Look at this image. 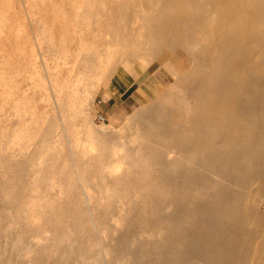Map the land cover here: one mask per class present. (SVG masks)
<instances>
[{
	"label": "bare ground",
	"instance_id": "6f19581e",
	"mask_svg": "<svg viewBox=\"0 0 264 264\" xmlns=\"http://www.w3.org/2000/svg\"><path fill=\"white\" fill-rule=\"evenodd\" d=\"M145 70L141 104L96 128L99 90ZM15 193L4 228L41 249L13 233L0 264H264V0H0V195Z\"/></svg>",
	"mask_w": 264,
	"mask_h": 264
},
{
	"label": "rangeland",
	"instance_id": "374dc122",
	"mask_svg": "<svg viewBox=\"0 0 264 264\" xmlns=\"http://www.w3.org/2000/svg\"><path fill=\"white\" fill-rule=\"evenodd\" d=\"M123 75L125 77L123 79V81L118 82L116 80L117 82H115L114 85H111L109 87L111 89V91H110L111 95L109 97L106 98L104 96V92H103L104 88H101L99 90V92L96 94V96L94 98L95 101L93 102V104H91L92 108L90 109L91 110L90 117L93 120L94 124L96 125L95 126L96 128H102V125H105L108 130L110 129L109 131L114 133L115 129H118L119 127H121L123 125V123L125 121L124 119H125L126 115L128 114V112H130L137 105L141 104L142 99H143V95L146 93V89H145L146 86L144 84H147L149 82L148 79H150L152 77L151 74H149L148 71L145 70L143 72V74L138 73V72H135L134 74L126 72ZM102 115H103V118L101 117ZM50 123H53V124L57 123V121L55 122V119L53 118V116H52V119L50 118ZM111 126L113 128H111ZM106 127H103L102 129H105ZM67 150H68V148L65 147L64 154L66 156L68 154ZM17 162H14L15 175L24 181V180H26V176L28 173V171H27L28 168L26 167L28 161L26 159V160H20ZM23 162H24L25 166L23 165ZM23 183L24 182H21V184H23ZM24 186L25 185H23L21 187V189L19 188L17 191L22 193L24 190ZM12 197H14V198L17 197L16 193H15V196L14 195L9 196V197H6V199L4 198L3 194L0 195V198H1L0 199V208H1L0 209V238L3 242L4 249H6L5 253L7 254L8 253L7 250H10L11 241L13 239L12 234L13 233L16 234V232H17V234L20 233L19 239L21 238V241H20L19 247L21 248V250H23L25 248V246L31 245L32 247L36 248V252H39V250L41 249L40 244L38 245L37 242L36 243L34 242L37 240L30 233H28L25 230H20V232L17 230L15 232L13 230H9V229L7 230L4 228V224L6 222H8V220L10 218H12L13 214H15V213H13L14 212L13 210H15V206H13V204H12V202H13ZM16 206L18 207V203L16 204ZM20 206H21L20 209H22L23 205L21 204ZM77 207H78L79 212H80V214L77 215V218L81 217L80 219H82L84 221L85 220V215H84L85 212L81 213V211H85V208L82 205H78ZM262 209H263V213H264V205H263ZM136 216H137L136 214L129 215V217L131 219V223L122 227L123 228L121 230L122 232H127L129 229L134 230L136 228L137 229L140 228L141 224H140V222ZM84 222H86V220ZM142 225L147 227V226H149V223H142ZM88 235H90V232L88 233ZM88 235L86 234V236H88ZM118 236H119V233L116 235V240H114V241L110 240V242H111L110 244L111 245H117V248H119V246H120L119 240L117 239ZM5 244H6V246H8V248L5 246ZM36 246L37 247L39 246V247L37 248ZM84 246H85V243L83 244V247ZM137 247H138L139 251H141V256L139 254V258H142V254L143 253L145 254L147 252V250L150 248V244L147 242V239L144 238L139 242ZM6 254H5V256H6ZM18 258H17L16 264H23L24 256L19 255ZM137 263L138 264H148V259L147 258L140 259V260H138ZM45 264H53V263H45Z\"/></svg>",
	"mask_w": 264,
	"mask_h": 264
},
{
	"label": "built area",
	"instance_id": "2783aa9c",
	"mask_svg": "<svg viewBox=\"0 0 264 264\" xmlns=\"http://www.w3.org/2000/svg\"><path fill=\"white\" fill-rule=\"evenodd\" d=\"M101 117L103 118V115Z\"/></svg>",
	"mask_w": 264,
	"mask_h": 264
},
{
	"label": "crops",
	"instance_id": "0c3cea01",
	"mask_svg": "<svg viewBox=\"0 0 264 264\" xmlns=\"http://www.w3.org/2000/svg\"><path fill=\"white\" fill-rule=\"evenodd\" d=\"M130 98V97H129Z\"/></svg>",
	"mask_w": 264,
	"mask_h": 264
}]
</instances>
